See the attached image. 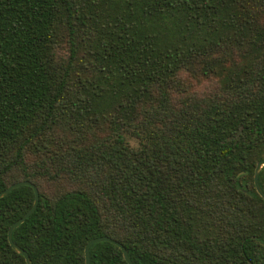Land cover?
Segmentation results:
<instances>
[{
	"label": "trees",
	"instance_id": "trees-1",
	"mask_svg": "<svg viewBox=\"0 0 264 264\" xmlns=\"http://www.w3.org/2000/svg\"><path fill=\"white\" fill-rule=\"evenodd\" d=\"M260 160L264 0H0V190L37 188L11 233L31 264L97 236L133 264H264ZM32 201L0 197V264H25L6 232Z\"/></svg>",
	"mask_w": 264,
	"mask_h": 264
},
{
	"label": "water",
	"instance_id": "water-1",
	"mask_svg": "<svg viewBox=\"0 0 264 264\" xmlns=\"http://www.w3.org/2000/svg\"><path fill=\"white\" fill-rule=\"evenodd\" d=\"M262 165H264V160H260L255 164V167L253 170L252 180H253V185H254V189H255L256 193L264 201V192L261 190V188L258 184V181H257L258 172H259V169ZM20 185H27L32 189L33 201L31 203L30 207L20 217H18L17 219H15L14 221L11 222V224L9 225L7 232H6V239H7L9 246L14 251H16L17 253L22 255L25 264H31L27 253L12 241L11 233H12L13 229L18 224L22 223L34 211V209L36 207L37 199H38L37 188L33 183H31L27 180H19V181H15L13 183L8 184L6 187H4L2 190H0V197H2L7 192H9L10 190H12V189H14ZM102 241H106V242L112 243L115 246H117L121 251V256H122L123 260L127 264H133L132 261L129 259V257L127 255V251L124 248V246L122 244H120L118 241H116V240H114L108 236H97V237H93V238L89 239L88 241H86V243L84 244V247H83L84 264H89V252H88V250H89L90 245H92L93 243L102 242Z\"/></svg>",
	"mask_w": 264,
	"mask_h": 264
},
{
	"label": "rangeland",
	"instance_id": "rangeland-1",
	"mask_svg": "<svg viewBox=\"0 0 264 264\" xmlns=\"http://www.w3.org/2000/svg\"><path fill=\"white\" fill-rule=\"evenodd\" d=\"M128 142H129L130 145H134L135 144V141L133 139H130Z\"/></svg>",
	"mask_w": 264,
	"mask_h": 264
}]
</instances>
